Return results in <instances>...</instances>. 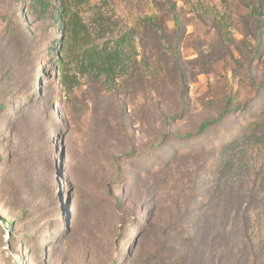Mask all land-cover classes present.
Instances as JSON below:
<instances>
[{
    "label": "rangeland",
    "instance_id": "374dc122",
    "mask_svg": "<svg viewBox=\"0 0 264 264\" xmlns=\"http://www.w3.org/2000/svg\"><path fill=\"white\" fill-rule=\"evenodd\" d=\"M170 1L53 0L76 42L0 0V264H264V133L223 145L264 96V33L247 2ZM103 49L113 81L84 63Z\"/></svg>",
    "mask_w": 264,
    "mask_h": 264
},
{
    "label": "trees",
    "instance_id": "16d2710c",
    "mask_svg": "<svg viewBox=\"0 0 264 264\" xmlns=\"http://www.w3.org/2000/svg\"><path fill=\"white\" fill-rule=\"evenodd\" d=\"M5 3H10L12 6H15V8L18 6L19 3L24 2L28 6V10L36 13L38 17L43 18L44 15H51L54 21L63 22L65 28L61 29V31H67L74 40L79 41L81 39V35L83 33V30L85 26L81 22V20L77 16H68L67 13L64 12L62 7L60 5H54L53 0H4ZM166 1L169 6L172 8L171 10H175V4L172 3L170 0H164ZM264 0H221L222 4L224 6H231L238 3L247 2L248 5H246V9L248 10L247 16L250 19H254L257 25V35L258 38L262 36L264 33V9L262 6ZM199 6V4H198ZM201 11H203L204 15H209L212 18H215L218 16V12L216 10H212L208 7H204L203 5L200 6ZM50 11L52 14H50ZM14 13V12H13ZM12 13V14H13ZM49 13V14H48ZM12 15L8 16V23L9 25L5 27V31L7 35L12 36L13 32H10V24H12ZM177 17L174 16L175 23H177ZM141 24L151 25L154 27H160L159 20L156 19V17H144L141 19ZM223 22L222 19L219 20L220 23ZM17 27L19 28V31H24L20 24L16 22ZM220 29L226 30V26L224 24H221ZM10 30V31H9ZM223 33V32H222ZM53 42L49 45V49H52ZM84 63L91 68V70L97 75V76H103L106 81H113L114 78L117 75L123 74L125 72V62L124 57L120 56L118 54V51H111L110 49H103L100 52H94L89 51L86 55L83 57ZM259 101H262L259 106L264 107V96L263 94H260L254 98V100L247 105L245 108L241 107L237 109L238 114L236 116H239V120L243 124L241 127V130L236 131L233 135H228L227 138L224 140V144L226 146H233L237 144L240 140H244L246 138H250L252 136L259 135L257 133H264V108L262 110L256 109L255 103L257 104ZM231 111H226L224 114L228 115ZM233 113V111H232ZM231 113V114H232ZM230 114V115H231ZM241 114V115H240ZM223 115L218 117L217 120L209 121L204 124H202L199 128L198 134L200 135L204 133L209 126H217L220 124L221 119ZM196 135V136H197ZM180 139V138H179ZM177 139L178 141H180ZM191 139V136H184L182 138L183 141L187 142ZM176 140V141H177ZM196 139L192 140V146H197ZM182 143V142H181ZM262 148L264 150V141L262 142ZM0 220L4 222L6 227L10 229V226L8 223L0 216Z\"/></svg>",
    "mask_w": 264,
    "mask_h": 264
},
{
    "label": "water",
    "instance_id": "95a60500",
    "mask_svg": "<svg viewBox=\"0 0 264 264\" xmlns=\"http://www.w3.org/2000/svg\"><path fill=\"white\" fill-rule=\"evenodd\" d=\"M0 226L8 233V228L6 227V225L4 224L3 221L0 220Z\"/></svg>",
    "mask_w": 264,
    "mask_h": 264
}]
</instances>
